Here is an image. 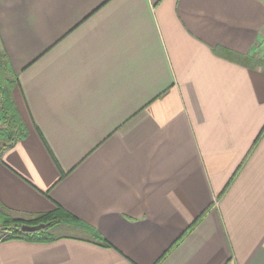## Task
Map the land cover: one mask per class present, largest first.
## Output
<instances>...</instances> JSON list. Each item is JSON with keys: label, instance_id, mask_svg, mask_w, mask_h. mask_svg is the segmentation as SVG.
I'll list each match as a JSON object with an SVG mask.
<instances>
[{"label": "crops", "instance_id": "0c3cea01", "mask_svg": "<svg viewBox=\"0 0 264 264\" xmlns=\"http://www.w3.org/2000/svg\"><path fill=\"white\" fill-rule=\"evenodd\" d=\"M0 41L28 131L0 207L107 243L0 264H264V0H0Z\"/></svg>", "mask_w": 264, "mask_h": 264}, {"label": "trees", "instance_id": "16d2710c", "mask_svg": "<svg viewBox=\"0 0 264 264\" xmlns=\"http://www.w3.org/2000/svg\"><path fill=\"white\" fill-rule=\"evenodd\" d=\"M251 60V59H250ZM249 64V59H243ZM18 78L12 73L8 56L0 41V105L9 131V143L1 150L13 147L19 140L27 137L28 131L12 101L11 90ZM0 242L22 240L28 242L52 243L68 236H76L77 231L87 234L92 240L107 245L105 239L88 225L79 221L63 208L34 216L29 219L18 218L0 208ZM44 225L45 228L34 233H25L22 227Z\"/></svg>", "mask_w": 264, "mask_h": 264}, {"label": "rangeland", "instance_id": "374dc122", "mask_svg": "<svg viewBox=\"0 0 264 264\" xmlns=\"http://www.w3.org/2000/svg\"><path fill=\"white\" fill-rule=\"evenodd\" d=\"M15 86L16 84L13 86L12 90H11V95H12V101L13 104L15 106V102H14V90H15ZM2 106L0 105V150L9 143V131H8V125L6 123V120L3 117V111H2ZM15 110H16V106H15ZM1 208V207H0ZM1 211V210H0ZM71 235V234H69Z\"/></svg>", "mask_w": 264, "mask_h": 264}, {"label": "water", "instance_id": "95a60500", "mask_svg": "<svg viewBox=\"0 0 264 264\" xmlns=\"http://www.w3.org/2000/svg\"><path fill=\"white\" fill-rule=\"evenodd\" d=\"M45 226L44 225H39V226H28L25 225L22 227V231L25 233H34V232H38L42 229H44Z\"/></svg>", "mask_w": 264, "mask_h": 264}]
</instances>
